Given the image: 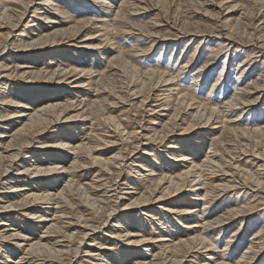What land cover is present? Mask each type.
Masks as SVG:
<instances>
[{
	"label": "rangeland",
	"instance_id": "374dc122",
	"mask_svg": "<svg viewBox=\"0 0 264 264\" xmlns=\"http://www.w3.org/2000/svg\"><path fill=\"white\" fill-rule=\"evenodd\" d=\"M103 1L0 0V264H264V0Z\"/></svg>",
	"mask_w": 264,
	"mask_h": 264
},
{
	"label": "bare ground",
	"instance_id": "6f19581e",
	"mask_svg": "<svg viewBox=\"0 0 264 264\" xmlns=\"http://www.w3.org/2000/svg\"><path fill=\"white\" fill-rule=\"evenodd\" d=\"M211 1V0H210ZM98 2V1H97ZM129 3V5H130V7L132 8V11H133V13H130V14H127L126 12H124V14L125 15H123V13H121L120 15H121V18L120 19H118V17H117V13H116V22H122V21H124L125 19H128V20H131V19H135L136 17H135V13L137 12H140V13H138L139 15L140 14H146V13H148V11L149 10H151V8L150 7H142L141 5H136V3L135 2H133V1H127V0H123V4H127V6H128V3ZM139 2V1H138ZM104 5L103 6H101V7H104V6H107L106 4H108L107 2H106V0H104L103 2H102ZM138 4H140V3H138ZM143 4V3H142ZM112 8V6H110V8L109 9H111ZM105 11V10H104ZM119 11H121V10H119ZM109 13H111V11H108ZM123 12V11H122ZM144 12V13H143ZM133 17V18H132ZM144 25V24H143ZM107 27V26H106ZM146 26H143V28H145ZM184 36V35H183ZM73 72V71H72ZM118 76V75H117ZM152 77V76H151ZM159 77V76H158ZM163 79L161 78V81L160 82H162V85H161V87L163 86H167V83H168V80H166V79H164L163 81H162ZM156 84V83H155ZM134 86V85H133ZM157 86V85H156ZM186 100V99H185ZM148 100L146 99L145 101H143L142 103L143 104H145V102H147ZM193 101L192 100H189V101H187L186 103H187V105L185 106V109H188V108H191V106H194V104L192 105V104H190V103H192ZM185 103V102H184ZM189 103V104H188ZM142 104V105H143ZM199 108V107H198ZM162 110H164L163 108H162ZM190 110V109H189ZM46 111V110H45ZM199 110H197V113H200V112H198ZM215 111V110H214ZM39 112H42L41 113V119L38 121L39 123H41V124H44L45 122H47V119H44V115H43V111H38V112H36L32 117H31V119H30V121L31 122H33V120H35V118L37 117V114L39 113ZM220 112V111H219ZM180 113V112H179ZM202 113V112H201ZM208 113H209V111H208ZM211 114H213V113H211ZM220 114V113H219ZM197 115V114H196ZM200 115H202V114H200ZM216 115V114H215ZM24 116H28L27 114H25V115H23V117ZM212 116H214V115H212ZM219 116V115H218ZM178 117H179V114L178 113H174V115H172V119H178ZM205 117V116H204ZM203 117V118H204ZM218 118V117H217ZM205 119V118H204ZM209 119V118H208ZM207 119V120H208ZM210 120V119H209ZM207 123V122H206ZM35 124H36V122H33V123H31V127L32 126H35ZM30 125V124H29ZM29 125H26L25 126V129H27L28 127H29ZM204 125H206V124H204ZM206 128V127H205ZM199 129V128H198ZM188 131V130H187ZM190 132V131H189ZM192 132V131H191ZM37 133V132H36ZM25 134V133H24ZM28 138L29 137H26V135H23V136H20V139H19V143H20V145L21 144H24V143H26L27 141H28ZM260 138V137H259ZM258 138V139H259ZM264 139V138H263ZM19 145V144H18ZM174 149V148H173ZM13 159V158H12ZM14 160V159H13ZM173 160V159H172ZM183 160V158L182 159H180V161H182ZM188 160V159H187ZM1 161V160H0ZM188 162V161H187ZM1 163H3V162H0V164ZM135 166V165H134ZM196 167V166H195ZM28 170L29 169H27V171L26 172H28ZM36 170H38V172H37V174L39 175V174H41V173H47V174H50L51 172H53V170L52 169H46V170H42V169H36ZM5 172H8L7 170H5ZM53 173H55V172H53ZM184 175H186V183H187V185L190 183L191 184V182L192 181H189L190 179L188 178V176L191 174L190 172H188V173H183ZM189 174V175H188ZM193 174V173H192ZM53 175V174H52ZM201 175V174H200ZM203 175V174H202ZM201 175V176H202ZM192 176V175H191ZM180 177H182V175H180ZM192 177H194V175L192 176ZM192 177H190V178H192ZM196 177V176H195ZM169 179V178H168ZM177 179H179V178H177ZM176 179V180H177ZM165 180H166V178H165ZM180 180H181V178H180ZM180 180H178V181H180ZM159 183V182H158ZM161 183H162V181L159 183L160 185H161ZM199 184V183H198ZM170 188H171V186H170ZM18 189V191H16V192H18V193H20V192H23V191H25L26 189L25 188H21V187H18L17 188ZM68 190V189H67ZM167 190V189H166ZM199 190V189H198ZM197 190V191H198ZM70 191V190H69ZM155 191V190H154ZM153 190H152V192H154ZM165 192V191H164ZM14 193V192H13ZM17 193V194H18ZM62 194H63V192L62 193H59L58 195H55L56 197L58 196V198H60V197H62ZM23 196V195H22ZM54 195L53 196H47V197H36V196H34V198H35V201L37 202V200H41L40 201V203L41 204H49V202L50 201H53L54 200V197H55ZM151 196V195H150ZM90 199V198H89ZM88 200V199H87ZM162 200V199H161ZM89 201V200H88ZM140 201V200H139ZM163 201V200H162ZM94 202V201H93ZM148 203V202H151V201H145V203ZM157 202H161L160 200L159 201H157ZM88 203V202H87ZM136 202H134V204H135ZM38 204V203H37ZM57 204H59V203H57ZM91 204V203H90ZM97 205V204H96ZM93 205H90V207H92ZM15 207H18V208H20V205H18V206H15ZM27 208H36V206L35 205H33L32 207H27ZM39 208V207H38ZM93 208V207H92ZM94 209V208H93ZM96 209V208H95ZM17 209H14V211H16ZM130 210V209H129ZM8 211V210H7ZM12 212V211H11ZM197 212V210H196V208H190V209H186L185 210V212H182V213H184V214H182V215H188V216H190V215H192V214H194V213H196ZM57 213V212H56ZM51 221V219H48V220H46V221H44V222H50ZM39 222H43V220L42 221H39ZM207 223V222H206ZM3 226H5V224H3ZM72 226H74V225H72ZM195 227V226H194ZM83 228V227H82ZM187 228H190V227H188L187 226ZM84 229H87V230H92V228H90L89 229V227H87V226H85L84 227ZM48 230H49V232L48 233H50V234H52V233H55V234H57V235H60V236H64L65 238H68V240H70L72 237H71V235H68V234H66V233H64V232H62V228L61 227H58L57 225H51V226H49L48 227ZM92 231H94L95 232V230H92ZM236 235V234H235ZM142 237H144V236H142ZM46 238V237H45ZM86 237H83V239H85ZM112 238H115V237H112ZM197 238V237H196ZM199 238V237H198ZM116 239V238H115ZM201 239V241H202V244H204L205 242H206V239L205 238H200ZM199 239V240H200ZM27 240H33V239H27ZM67 240V239H66ZM25 241V240H24ZM159 241H161V242H171L172 240L171 239H169V238H161ZM233 242V241H232ZM28 246H30L31 248H32V246L33 245H28ZM38 246H41L40 244H38ZM212 246V245H211ZM195 247V246H194ZM193 247V248H194ZM179 250V251H178ZM52 251V250H51ZM56 252V251H55ZM179 252H182V253H184V255L185 254H187V252L185 253V248H179V249H177V248H174L172 251H170V252H168V253H170V254H175L173 257H177L178 256V254H179ZM57 253V252H56ZM58 254V253H57ZM63 254V253H62ZM61 254V255H62ZM51 255H52V253H51ZM56 256V255H55ZM170 256V255H169ZM231 255H229V257H230ZM53 257V256H52ZM54 258V257H53ZM163 258V257H162ZM57 259V258H56ZM165 262H167V261H165ZM165 262H164V264H165ZM169 262H172V259L169 261ZM177 262L178 263H182V261H173V264H177Z\"/></svg>",
	"mask_w": 264,
	"mask_h": 264
}]
</instances>
